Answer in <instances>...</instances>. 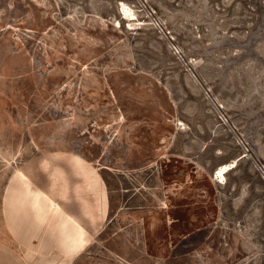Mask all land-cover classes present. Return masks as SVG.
Wrapping results in <instances>:
<instances>
[{
  "label": "rangeland",
  "instance_id": "1",
  "mask_svg": "<svg viewBox=\"0 0 264 264\" xmlns=\"http://www.w3.org/2000/svg\"><path fill=\"white\" fill-rule=\"evenodd\" d=\"M0 264H264V0H0Z\"/></svg>",
  "mask_w": 264,
  "mask_h": 264
},
{
  "label": "bare ground",
  "instance_id": "2",
  "mask_svg": "<svg viewBox=\"0 0 264 264\" xmlns=\"http://www.w3.org/2000/svg\"><path fill=\"white\" fill-rule=\"evenodd\" d=\"M122 14L124 13V15H130L132 16L134 13L131 11V8H129L128 6H126L124 3H123V11L121 12ZM124 17V16H123ZM133 19V18H132ZM136 19V18H135ZM235 162V160H234ZM234 162H225V163H222L218 166L217 168V178H220L219 181L222 182L224 181L225 179V176H226V173L232 168L234 167Z\"/></svg>",
  "mask_w": 264,
  "mask_h": 264
}]
</instances>
